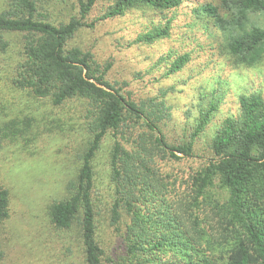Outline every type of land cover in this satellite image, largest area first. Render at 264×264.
Returning a JSON list of instances; mask_svg holds the SVG:
<instances>
[{
  "label": "trees",
  "instance_id": "obj_1",
  "mask_svg": "<svg viewBox=\"0 0 264 264\" xmlns=\"http://www.w3.org/2000/svg\"><path fill=\"white\" fill-rule=\"evenodd\" d=\"M6 1L0 11V50L9 46L3 33L24 34L13 85L50 99L54 106L87 102L88 139L78 154L77 174L66 185L67 195L49 207L55 230H78L83 264H264L263 97L243 94L239 116L225 119L212 138L214 157L179 177L165 172L161 162L193 158V140L217 110L216 91L208 105L201 104L193 139L171 144L158 125L169 116L163 100H132L108 79L110 60L102 63L90 50L70 46L83 28L121 16L136 5L170 10L192 2L213 20L234 62L254 65L264 58V24L253 17L264 12V0H220L227 16L221 7L202 0H114L93 22L87 19L99 0H78L77 12L57 23L43 10L41 0ZM169 29L155 28L145 39L151 43L168 35ZM188 60L187 55L179 57L171 71ZM110 134V221L124 245L115 256L98 240L95 198L100 188L95 161ZM2 147L0 129V153ZM216 183L226 194L223 202L207 197ZM11 203L10 191L0 185V261L5 256L2 225L11 216ZM212 211L217 216L210 217Z\"/></svg>",
  "mask_w": 264,
  "mask_h": 264
},
{
  "label": "rangeland",
  "instance_id": "obj_2",
  "mask_svg": "<svg viewBox=\"0 0 264 264\" xmlns=\"http://www.w3.org/2000/svg\"><path fill=\"white\" fill-rule=\"evenodd\" d=\"M202 1L221 7L220 12L228 15L220 0ZM113 4L114 0H99L87 21L93 22ZM6 5V0H0V11ZM41 5L57 23L77 12L78 0H41ZM197 7L192 2L170 10L136 5L121 16L83 28L70 44L90 50L102 63L110 60L113 66L108 79L122 86L132 100H163L169 116L158 125L171 144L193 139L201 104L208 105L216 91L217 110L205 131L193 140V158L173 164L161 162L165 172L179 177L192 174L214 157L212 138L225 119L239 116L243 94H259L264 99V58L254 65L236 64L213 20ZM253 17L264 24V12ZM165 26L170 28L168 35L146 41L150 31ZM2 38L9 46L0 50V185L10 191L12 203L11 216L2 225L5 256L0 264H83L78 230H55L49 207L67 195L66 185L77 174L78 154L88 139L84 118L87 102L73 100L54 106L48 98L16 88L12 80L22 58L24 34L3 33ZM185 55L189 60L172 72L173 62ZM204 93L209 98L204 100ZM111 139L110 134L95 161L100 186L95 198L99 204L98 240L115 256L124 245L121 233L110 221ZM207 197L223 202L226 194L216 183ZM208 214L217 216L216 211Z\"/></svg>",
  "mask_w": 264,
  "mask_h": 264
}]
</instances>
